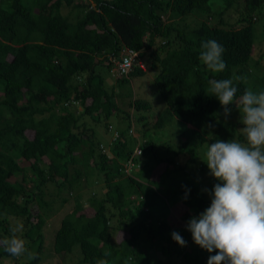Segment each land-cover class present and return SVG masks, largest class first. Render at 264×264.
<instances>
[{
	"label": "trees",
	"instance_id": "trees-1",
	"mask_svg": "<svg viewBox=\"0 0 264 264\" xmlns=\"http://www.w3.org/2000/svg\"><path fill=\"white\" fill-rule=\"evenodd\" d=\"M218 1L214 11L211 0H0V239L22 225L17 235L36 256L0 247V264H38L45 250L72 264H207L216 254L186 225L219 182L203 161L208 144L245 137L242 113L233 102L225 116L209 81L233 79L238 102L264 67L252 26L264 0ZM231 9L239 16L225 27ZM210 39L225 49L219 73L199 59ZM125 48L136 56L115 83L153 70L164 107L152 118L146 100L122 106L106 83L102 68ZM128 157L130 175L119 170ZM51 219L59 224L46 243Z\"/></svg>",
	"mask_w": 264,
	"mask_h": 264
},
{
	"label": "clouds",
	"instance_id": "clouds-1",
	"mask_svg": "<svg viewBox=\"0 0 264 264\" xmlns=\"http://www.w3.org/2000/svg\"><path fill=\"white\" fill-rule=\"evenodd\" d=\"M201 49L199 59L209 70L216 73L225 70L222 44L210 39L201 43ZM141 64L144 67L142 61ZM114 68L115 65L113 71ZM209 84L225 116L230 114L228 105L233 102L242 113L241 131L245 141L217 140L208 144L203 161L219 182L213 185L210 206L198 217H190L186 227L195 244L209 253L216 250L207 264H264V91L255 93L245 89L236 102L238 88L233 79H213ZM136 149L133 154L140 155L135 153ZM134 167L135 163L128 157L119 170L130 175ZM22 228V225L11 228V235L0 239V247L12 257L27 252L30 260L35 259V254L28 252L25 240L17 235ZM171 237L177 244L186 245L177 232H172ZM96 264H108V261L98 259Z\"/></svg>",
	"mask_w": 264,
	"mask_h": 264
},
{
	"label": "rangeland",
	"instance_id": "rangeland-1",
	"mask_svg": "<svg viewBox=\"0 0 264 264\" xmlns=\"http://www.w3.org/2000/svg\"><path fill=\"white\" fill-rule=\"evenodd\" d=\"M78 1V0H77ZM218 3L220 5H218ZM212 9L214 11H218V7L222 6L220 1L218 0H211ZM64 12L67 11V9L63 8ZM239 12L233 11L232 9L230 12H225L224 14V24L223 26H229L230 24L234 23L236 20V17L239 16ZM216 16V14H215ZM217 18V17H216ZM215 18V19H216ZM187 22L193 23V20L186 19ZM214 22V21H213ZM199 21L197 22V24ZM196 24V25H197ZM195 23L192 25L194 26ZM253 31H254V49H253V56L257 58L260 54L263 55V58L260 62L261 65H264V39H263V33H264V19L262 17L256 19L252 23ZM112 69V68H111ZM102 72L104 74L106 83L108 82V85H113L114 90L116 92L115 97L118 103H122V106H125V102L130 98L137 97L139 99L146 100L149 103L150 108L147 111H142L143 114L147 113L149 114V117L152 118L153 116L159 114L161 110L164 107V103L162 101V98L160 94L155 90L154 83H153V70H148L146 73L137 75V76H131L126 82H124L122 85L117 86L115 81L116 78L114 76L116 75L114 71H108L104 68H102ZM264 72V67L262 66L260 69H258L254 74H251L249 77L250 84H251V90L253 92H258L260 89V85L262 86V74ZM234 114L240 115L239 113L235 112ZM241 121V120H240ZM101 138H107V135L105 133L100 134ZM70 205H66V207L60 208V211H64L65 209L69 208ZM178 216V215H177ZM58 217V215L55 216V218ZM59 222L57 219H51L47 223L46 231V243H49L52 240V235L54 230L58 227ZM41 258L38 262V264H72L74 261H76V258L71 256L64 257L65 259H61L59 257H53V255L50 254V251L45 250L42 252ZM54 261V263H53ZM8 264H11L12 262H7Z\"/></svg>",
	"mask_w": 264,
	"mask_h": 264
},
{
	"label": "built area",
	"instance_id": "built-area-1",
	"mask_svg": "<svg viewBox=\"0 0 264 264\" xmlns=\"http://www.w3.org/2000/svg\"><path fill=\"white\" fill-rule=\"evenodd\" d=\"M124 50L127 52L126 55L123 56L120 61L115 62L114 68V72H116L120 76H128V74L131 72L132 62L136 56V52L134 50L129 48H125ZM140 66L143 68V65L141 63ZM139 152L140 150H135L136 154H138Z\"/></svg>",
	"mask_w": 264,
	"mask_h": 264
},
{
	"label": "crops",
	"instance_id": "crops-1",
	"mask_svg": "<svg viewBox=\"0 0 264 264\" xmlns=\"http://www.w3.org/2000/svg\"><path fill=\"white\" fill-rule=\"evenodd\" d=\"M113 67H114V66H113ZM113 67H112V68H113ZM143 68L145 69V67H143ZM110 70H111V69H110ZM110 70H109V72H110ZM111 71H112V70H111Z\"/></svg>",
	"mask_w": 264,
	"mask_h": 264
}]
</instances>
